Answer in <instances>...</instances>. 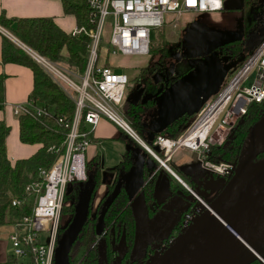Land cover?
Masks as SVG:
<instances>
[{"label": "built area", "instance_id": "2783aa9c", "mask_svg": "<svg viewBox=\"0 0 264 264\" xmlns=\"http://www.w3.org/2000/svg\"><path fill=\"white\" fill-rule=\"evenodd\" d=\"M85 2L89 6L94 25L92 27L78 25L71 31L72 35L84 33L89 36L86 67L83 71L63 67L58 60L41 53L8 32V35L31 55L75 102L74 118L63 143V149L57 147L59 155L54 164L50 168H41L39 171L41 178L29 185L34 197L33 210L13 224L14 230L9 234L13 247L12 254L18 258L30 256L33 264H54L64 195L69 185L88 178L86 154L92 142L91 129L102 117L108 118L129 136L141 142L178 178L169 161L179 149L189 148L199 154L203 168L220 175L224 182H227L236 172L239 159L214 161L209 158L210 147L212 144L226 143L233 126L238 118L246 113L251 101L264 100L263 39L234 77L217 96L205 102L179 136L159 132L156 133L152 144L145 143L122 107L130 77L128 73L118 70L112 62L109 61L108 64L100 62L102 46L107 42L105 45L109 47V55H149L152 29L159 28L169 21L178 26L182 16L188 13L223 9L225 1L85 0ZM171 14L174 15L173 18L170 17ZM5 28L0 24V29ZM254 73L257 74L255 82L250 87L245 86ZM14 112L16 115L27 113L36 118L53 114L52 108L34 98L15 103ZM82 117L87 124L86 129L81 127ZM13 203L19 204L20 201L15 199ZM209 204V201L200 198V203L194 204L186 212L182 233L198 219ZM174 242L170 241L159 247L153 259Z\"/></svg>", "mask_w": 264, "mask_h": 264}, {"label": "trees", "instance_id": "16d2710c", "mask_svg": "<svg viewBox=\"0 0 264 264\" xmlns=\"http://www.w3.org/2000/svg\"><path fill=\"white\" fill-rule=\"evenodd\" d=\"M64 10L66 13H71L76 17L77 26L86 25L92 27L90 9L85 0H62ZM0 24L8 30L17 35L28 45L34 47L41 53L49 56L54 60H65L69 62L72 67L83 71L86 67V53L89 42V36L80 33L72 35L66 29L61 27L53 17L38 16V17H18L8 18L5 14L0 17ZM247 26V25H246ZM165 25L156 28L160 30L158 43L151 39L150 54L156 49L162 48L165 50L167 41L165 39ZM247 30L241 38L226 41L220 45H216L212 49L213 52L226 55L231 51V56L239 55L243 50L247 49L249 40ZM158 44V45H157ZM259 43H257L258 45ZM157 47V48H156ZM109 47L103 45L101 48L102 57L100 62L109 63ZM229 50L227 52V50ZM255 48L248 49L245 58L240 63L241 66L250 56ZM227 52L226 54H224ZM167 50L163 52V57L152 67L141 68V74L145 77L141 80L144 86L138 87V90H150L155 94L154 97H149L144 103L141 99L134 101L133 109H127L126 96L123 101V110L128 118L133 122L137 128L138 124L135 119L142 116L143 105H152L156 102V97L161 94L163 88L160 89V81H156L154 74L159 70L164 69L168 64L165 57H167ZM107 55V58L104 57ZM3 60L16 61L29 65L34 73V86L29 98H34L39 103L52 108V115H44L36 118L27 113H20L18 116L20 125V139L26 143L39 144V148L28 157H20L12 160L8 153L7 138L11 132V125L4 119H0V227L7 224H15L19 222L24 215L30 214L33 210L34 197L29 189V185L40 179L39 171L41 168H50L56 161L59 150L63 149V143L66 139L67 132L70 130L71 123L75 114V102L73 99L55 82L52 77L42 68V66L34 60L20 45H17L8 36H4L3 41ZM108 60V61H107ZM198 64L191 63L188 60L178 61L175 66V72L179 75L190 73L196 70ZM169 66V65H168ZM6 74L0 73V108L6 105ZM154 79V81H153ZM164 85V84H163ZM145 87V88H144ZM127 93V92H126ZM196 114L195 111L187 112L180 116L173 123H171L164 131L172 136H179L181 132L187 127L191 119ZM264 114V100L261 102L251 101L245 114L238 118L235 125L230 132L226 144H212L209 151V158L216 161L218 159H233L239 152H241L243 141L248 135L251 126L255 124ZM62 117V119H60ZM81 127L87 128L84 117H82ZM145 152L151 159V164L146 160L142 162V171L146 178V183L143 187V196L146 199L149 210L151 207L157 205L154 198V187L156 181V174L158 171L152 173L156 165L161 164L160 161L154 157L144 146ZM161 154H163L161 152ZM264 158V151H262L256 159ZM132 162L130 154L126 153L124 159L116 167V179L110 183V190H114L118 186V191L115 197L109 204L104 206V221L103 231L98 232L99 215L91 216L89 214L86 222L80 230L76 240L74 241L70 253V264H116L117 247L116 244L123 237L126 240L127 249L125 256L133 246L136 233V218L129 203L128 192L120 183L121 172L129 171ZM164 167V166H163ZM164 170L170 178L171 188L182 187L188 193L190 191L184 184L166 167ZM178 172V171H177ZM178 174L189 183V177L186 174ZM214 178H219L220 175L212 174ZM102 180L101 172L95 176V185ZM193 181L190 179V185ZM72 192L64 195L63 209H67L65 199ZM75 193V191H74ZM73 193V194H74ZM17 199L19 204H14L13 201ZM77 196L73 200L72 210H75V203ZM200 203V201L192 196V202L187 210L192 205ZM182 220L177 225L176 231L182 230ZM65 227L59 225L60 236ZM59 236V237H60ZM264 257V253H263ZM19 258L13 254H8L4 264H18ZM250 264H264L261 259H256Z\"/></svg>", "mask_w": 264, "mask_h": 264}, {"label": "water", "instance_id": "95a60500", "mask_svg": "<svg viewBox=\"0 0 264 264\" xmlns=\"http://www.w3.org/2000/svg\"><path fill=\"white\" fill-rule=\"evenodd\" d=\"M228 69L226 67L216 75L204 74L196 83L194 80L190 83L185 77L179 79L173 85L174 94L161 108L159 132L187 113L219 83ZM182 79L186 82L183 83ZM258 121L260 130L257 136L241 155L234 175L211 200L209 207L172 245L145 264H250L256 259L264 262V158L256 159L264 151V114ZM138 175H128L124 184L136 218V230L146 221L149 211L145 197L144 208H140L138 196L146 179L144 174ZM117 191L118 186L107 204ZM171 194L168 174L159 173L154 187L156 204L164 205ZM90 199V194L80 195L74 216L57 240L54 264H70V249L89 216ZM103 221L104 210L99 218V234L104 228Z\"/></svg>", "mask_w": 264, "mask_h": 264}, {"label": "crops", "instance_id": "0c3cea01", "mask_svg": "<svg viewBox=\"0 0 264 264\" xmlns=\"http://www.w3.org/2000/svg\"><path fill=\"white\" fill-rule=\"evenodd\" d=\"M229 8H231V6L225 4L224 8L220 10L188 13L182 16L180 20L181 23L178 24V26H176L173 21H169L164 25L172 24L174 27L180 26L179 32H181L187 40L193 41L195 45L204 46L209 44V46H216L226 41L244 36L247 22H245V19L241 16V14L237 13V11L229 10ZM3 14H5L8 18L50 16L53 17L55 21L68 32H71L75 27H77L76 17L71 13L65 12L62 0H0V17ZM231 15H236L235 22L227 19ZM172 16L174 15L171 14L170 17ZM224 21L226 22L222 23ZM8 32L15 35L6 28L5 30L0 29V73H5L7 75L5 81L6 105L4 108H0V119L6 120L8 124L11 125L12 129L7 138V145L10 158L15 160L20 157L30 156L39 148L40 145L26 143L20 139L19 119L14 112V104L24 102L29 99L34 86V73L33 69L27 64L3 60L4 36H8L16 42L10 35H8ZM113 56L118 57L125 55ZM109 61L112 62L110 59ZM112 64L117 68L115 63L112 62ZM184 77L186 79H190L189 76ZM158 81L159 79L157 82ZM177 81H175L174 84ZM181 81L183 83L186 82L185 79H182ZM185 84L187 87L189 83L187 82ZM216 86L219 85L217 84ZM213 89L202 97L199 102L191 106L187 112H197L203 107L207 100L214 98L222 90L221 88V90L214 96H208L213 92ZM174 91L175 89L172 86L170 92H168L163 98L172 97ZM179 101L181 102V100ZM152 107H156V105ZM152 107L146 109L143 115L148 113ZM178 108L179 107H177V109ZM154 116L156 121L153 129H149L147 126H145L144 129L139 126L136 128L141 134L143 141L148 144H152L156 133H159L161 128V112L159 111V113H156ZM89 126L90 125H88V127ZM91 130L92 142L88 146L86 154L88 178L83 181L72 183L69 185L66 192L68 193L72 191L74 189L73 185H80L79 189H76V203L81 194H90L91 199L89 214L94 213V211L98 212L99 206L100 204L102 205L103 202V208L100 211L102 213L104 206L107 204V201L113 192L110 190V183L116 177L114 169L118 167L124 159L126 153L130 154L132 166L129 171L124 170V172H121V175L128 172L127 174L129 175L134 174V177H139L138 174H144L142 171V162L146 160L149 164H151V159L143 148L144 145L129 136L117 124L108 118L102 117L99 123ZM135 146L138 148H135ZM156 149L158 150V148ZM143 152L147 155L146 158L141 157ZM169 165L179 178L175 174L174 175L185 185H188V183L178 174V172L183 174L194 173L196 175L197 170L202 167L199 154L189 148L179 149L169 161ZM163 166L164 165L162 164L156 165L152 173L158 171V174H167ZM98 172H101L102 180L99 184L95 185L94 180ZM138 197L140 200V208H144V204L142 203L144 202L142 191L139 193ZM168 200L169 198L165 200L164 203L167 204ZM149 217L150 216L148 214L146 221L142 222L141 226H143V224H147Z\"/></svg>", "mask_w": 264, "mask_h": 264}, {"label": "rangeland", "instance_id": "374dc122", "mask_svg": "<svg viewBox=\"0 0 264 264\" xmlns=\"http://www.w3.org/2000/svg\"><path fill=\"white\" fill-rule=\"evenodd\" d=\"M226 5H230L231 8L229 10L237 11V13L241 14L242 17H244L245 22H247V26H245V30H247V36H249L247 49L243 50L239 55L231 56V51L227 50L224 55L225 57L221 59V66L222 67H229V70L225 76H223L220 80L218 85L213 89V92L210 93L208 96H214L216 93H218L221 88H223L227 82L231 80V78L234 77V75L240 70L241 68V62L245 58L247 52L257 47V43H260L264 39V0H224ZM230 20H233L235 22L236 15L230 16ZM228 21V20H227ZM226 21L222 22L225 23ZM229 22V21H228ZM181 23V22H180ZM180 27V26H179ZM179 27H174L172 24L165 25V40L166 48L165 50L161 47L156 49L155 52H152L149 55H125V56H113V54L110 55V60L115 63L118 70L128 73L130 80L127 84V93H126V105L127 109H133L134 101H136L139 97L141 99V102L144 103L145 100L149 99V97H154L155 94L151 92L150 90L147 91H140L138 90L139 83H142V86H144V82L142 77L145 76L141 74V68L143 67H152L156 65V63L163 57V52L167 50L168 54L166 59L168 65H173L175 61L177 60L176 53L185 51L187 48L191 47V49H197V44L193 41H189L185 38V36L179 32ZM245 34V32H244ZM160 35L159 29H152V39L158 43ZM17 36V35H16ZM18 37V36H17ZM19 38V37H18ZM20 39V38H19ZM21 40V39H20ZM23 41V40H22ZM24 42V41H23ZM16 43V42H15ZM17 44V43H16ZM107 44V42L105 43ZM104 44V45H105ZM203 44V43H198ZM18 45V44H17ZM158 45V44H157ZM220 45V44H219ZM106 46V45H105ZM202 46V49L205 50L206 53H212V50L215 46H209L207 45H200ZM249 49V50H248ZM248 50V51H247ZM198 57L193 56L190 59L191 63L198 62ZM60 64L65 68H71L76 69L69 65L70 63L65 60H58ZM71 74V73H70ZM256 73L252 74L251 77L247 80L245 86L250 87L256 79ZM75 78L73 74H71ZM154 81V79H153ZM160 89L163 88V84H159ZM145 88V87H144ZM136 99V100H135ZM143 109H148V105H143ZM160 108L152 107L148 113L143 115L141 117H138L135 119V122L138 124L139 127L142 129L147 126L149 129H153L155 124V114L159 113ZM260 130V121H257L255 124L251 126V129L246 136L245 140L242 144L241 152L237 154L233 159H240L241 155H243L249 147V145L252 143V141L257 136L258 132ZM215 136H218L217 133H214ZM227 142V141H226ZM226 144V143H225ZM135 148H138L135 146ZM145 152L141 155V157L146 158ZM199 170V169H198ZM197 170V171H198ZM203 181H206V179H210L211 183L213 184V187L209 192H207L208 195L205 196V198H208L209 200L213 199L217 193L224 187L223 180H218L214 178L212 175L214 172L210 170H203ZM215 174V173H214ZM116 177L114 178V180ZM90 180V179H88ZM82 185V184H81ZM74 189L71 191L72 193L67 196L65 199L64 205H66L67 209H63L61 211V217H60V224L62 227H66L70 220L72 219L74 211L72 210L73 207V200L76 197V189H79L80 185L77 184V186L73 185ZM75 191V193H74ZM74 193V194H73ZM204 198V199H205ZM103 205V202H102ZM100 204L98 212L94 211V213L91 214V216L99 215L100 211L102 210L103 206ZM170 212V211H169ZM172 213V212H171ZM167 213V217H172V219L176 218L175 214ZM152 218V219H151ZM153 217H149L147 224H143V226H139L137 229V235H136V243L131 250L132 256L136 255L139 251L142 250V248L146 245L148 241H155L158 233V223H153ZM14 227L12 224L3 225L0 227V264H4L6 257L8 254L13 253V247L9 238V234L13 232ZM59 231V236H60ZM125 239L122 237L121 240L116 244L117 247V257H116V264H126L127 260H125L124 255L126 251V243ZM151 259V258H150ZM33 264L30 256H20L18 264Z\"/></svg>", "mask_w": 264, "mask_h": 264}, {"label": "flooded vegetation", "instance_id": "af4514ba", "mask_svg": "<svg viewBox=\"0 0 264 264\" xmlns=\"http://www.w3.org/2000/svg\"><path fill=\"white\" fill-rule=\"evenodd\" d=\"M196 46L197 49H191V47H189L185 51L177 52L176 53L177 60L173 65H169V66L167 65L164 69L159 70L157 74H154L157 80L159 79L160 81L161 79L160 82L164 84V88L161 94H159L156 97V102L152 105H148V108L157 105V107L160 108V112H161V108L163 104L168 100V97L166 98L163 97L168 92H170L174 82L183 78L184 76H189L190 83L193 80L196 83L197 80L204 74L216 75L225 69V67L221 66V59L224 58L225 56L221 55L220 53H217L216 51L213 53H206L205 50L202 49V47L198 45ZM193 56H197L199 59L198 62L194 63V64H198L196 66L195 71H191L190 73H186L183 75H179L177 72H175V66L178 61L188 60V59L190 61L191 57ZM141 84L142 83H139L138 87H141ZM139 99L140 97L137 100ZM146 108L143 109L142 113L146 111ZM203 170L206 169L203 167L199 168V171H197L196 175L194 173H186V176L189 177V183H190V179L193 181L192 185H190L188 182H187L188 185L184 184V186L190 191V193H188L182 187H176L175 189H172V194L169 197L167 204L164 203V205L158 207L156 205L151 207V210L148 211V214L149 216L153 217V221H154L153 223H155V221L156 223H158V225L156 224V226L158 227L157 237L155 241H148L141 251H139L136 255L132 256L131 250L133 249L135 243L137 242L136 241L137 232H136L133 246L129 252V255L125 256V260H127L126 264H145L153 259V256L155 255L159 247H162L163 245L167 244L170 241H176V239L179 237L180 234H182L183 231V228L182 230L176 231V227L181 222V220L183 227L184 215L193 206L192 205L191 208L187 210L192 202V196L196 197L199 201L200 198L203 200H207L209 202H211V200L214 199L213 198L209 200L208 198H205V196L208 195L207 192H209L213 187V184L210 182L211 181L210 179H206V181H203V174H202V172H204ZM127 173L128 172H125L123 173V175L120 176L119 184H122L124 186L126 182V177L129 175ZM157 175L158 173L156 174V176ZM216 179L224 181V179L221 176ZM223 184L225 185L226 182H223ZM167 213H171L172 215L175 214L176 218L172 219V217L170 216L167 217Z\"/></svg>", "mask_w": 264, "mask_h": 264}]
</instances>
